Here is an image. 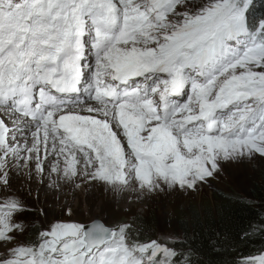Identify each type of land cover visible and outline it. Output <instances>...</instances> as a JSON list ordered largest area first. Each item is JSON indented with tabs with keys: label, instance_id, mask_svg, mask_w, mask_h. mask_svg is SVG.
<instances>
[{
	"label": "snow or ice",
	"instance_id": "1",
	"mask_svg": "<svg viewBox=\"0 0 264 264\" xmlns=\"http://www.w3.org/2000/svg\"><path fill=\"white\" fill-rule=\"evenodd\" d=\"M253 0H0V188L27 169L113 195L195 192L264 157V19ZM89 57L93 63H88ZM0 200V264H193L134 222L54 220ZM236 264H264V251Z\"/></svg>",
	"mask_w": 264,
	"mask_h": 264
},
{
	"label": "rangeland",
	"instance_id": "2",
	"mask_svg": "<svg viewBox=\"0 0 264 264\" xmlns=\"http://www.w3.org/2000/svg\"><path fill=\"white\" fill-rule=\"evenodd\" d=\"M264 157L254 155L238 161L221 162L220 171L208 183L200 185L195 192L178 190L165 191L159 194L124 193L113 195L106 192L103 186L81 184L79 188L72 184H61L59 188L50 187V179L41 178L33 173L28 179L27 169H21L10 176V189L3 191L0 188V200L9 195L18 196L26 205L27 210L21 213L18 219L39 230L54 220L75 221L89 223L96 219L112 225L119 221L132 223L133 216H146L147 212L154 215L157 228L154 232L146 233L147 239H156L171 236L170 243L177 239L174 228L172 207L198 200L209 194V188L225 190L229 187L237 191L246 190L251 182L253 167ZM43 179V180H42ZM47 180V181H46ZM242 187V188H240ZM17 242H24V235H19Z\"/></svg>",
	"mask_w": 264,
	"mask_h": 264
},
{
	"label": "trees",
	"instance_id": "3",
	"mask_svg": "<svg viewBox=\"0 0 264 264\" xmlns=\"http://www.w3.org/2000/svg\"><path fill=\"white\" fill-rule=\"evenodd\" d=\"M247 16L250 25L264 19V0H253ZM252 172L246 190L211 187L208 195L172 207L177 239L171 244L177 252H186L193 264H236L241 257L264 251V159ZM137 218L146 240V233L157 228L154 215L147 212L131 221ZM27 225L24 242L39 230Z\"/></svg>",
	"mask_w": 264,
	"mask_h": 264
},
{
	"label": "bare ground",
	"instance_id": "4",
	"mask_svg": "<svg viewBox=\"0 0 264 264\" xmlns=\"http://www.w3.org/2000/svg\"><path fill=\"white\" fill-rule=\"evenodd\" d=\"M44 178V177H43ZM45 178H46V176H45ZM48 178V177H47ZM43 180V179H42ZM47 181V180H46Z\"/></svg>",
	"mask_w": 264,
	"mask_h": 264
},
{
	"label": "water",
	"instance_id": "5",
	"mask_svg": "<svg viewBox=\"0 0 264 264\" xmlns=\"http://www.w3.org/2000/svg\"><path fill=\"white\" fill-rule=\"evenodd\" d=\"M94 220H96V219H94ZM94 220H92V221H94ZM92 221H91V222H92ZM98 221H99V220H98Z\"/></svg>",
	"mask_w": 264,
	"mask_h": 264
}]
</instances>
